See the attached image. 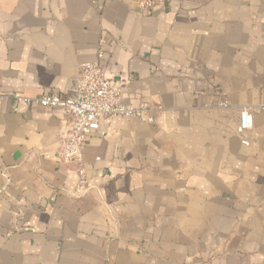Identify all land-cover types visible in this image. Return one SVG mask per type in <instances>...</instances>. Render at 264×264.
I'll list each match as a JSON object with an SVG mask.
<instances>
[{"label": "crops", "instance_id": "0c3cea01", "mask_svg": "<svg viewBox=\"0 0 264 264\" xmlns=\"http://www.w3.org/2000/svg\"><path fill=\"white\" fill-rule=\"evenodd\" d=\"M143 1L0 0V264H264V0ZM99 38L155 122L103 118L70 194L64 111L14 95L72 94Z\"/></svg>", "mask_w": 264, "mask_h": 264}, {"label": "built area", "instance_id": "2783aa9c", "mask_svg": "<svg viewBox=\"0 0 264 264\" xmlns=\"http://www.w3.org/2000/svg\"><path fill=\"white\" fill-rule=\"evenodd\" d=\"M154 2V0H145L140 7L142 9L152 7ZM104 42V38L98 39L94 60L80 64L72 94L45 93L35 97L14 95V98L26 105L37 103L50 110L60 107L64 111L67 128L57 155L59 160L71 161L77 165L78 180L75 187L69 191L70 194H82L90 189L84 167L83 148L92 133L103 134L100 129V121L103 118L122 116L141 119L148 123L155 122L152 108L148 104L140 103L136 106L124 104L121 89L114 84L112 78L105 75ZM252 125L251 113L242 109L239 112V132L250 129ZM242 142L248 144L246 139Z\"/></svg>", "mask_w": 264, "mask_h": 264}]
</instances>
